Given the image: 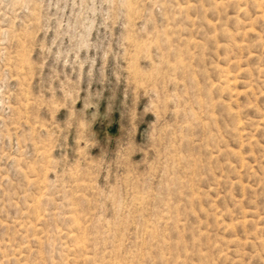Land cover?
Here are the masks:
<instances>
[{
  "label": "rangeland",
  "instance_id": "374dc122",
  "mask_svg": "<svg viewBox=\"0 0 264 264\" xmlns=\"http://www.w3.org/2000/svg\"><path fill=\"white\" fill-rule=\"evenodd\" d=\"M0 264H264V0H0Z\"/></svg>",
  "mask_w": 264,
  "mask_h": 264
}]
</instances>
